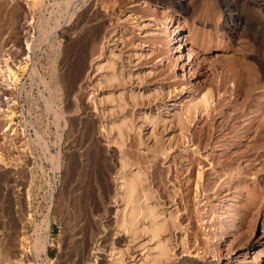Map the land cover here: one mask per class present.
<instances>
[{"label":"rangeland","instance_id":"obj_1","mask_svg":"<svg viewBox=\"0 0 264 264\" xmlns=\"http://www.w3.org/2000/svg\"><path fill=\"white\" fill-rule=\"evenodd\" d=\"M4 52L27 58L0 96V264L154 259L147 221L117 226L130 173L166 225L155 264H264V0H0Z\"/></svg>","mask_w":264,"mask_h":264},{"label":"bare ground","instance_id":"obj_2","mask_svg":"<svg viewBox=\"0 0 264 264\" xmlns=\"http://www.w3.org/2000/svg\"><path fill=\"white\" fill-rule=\"evenodd\" d=\"M31 5H32V7H38L40 5V0H31ZM27 53L29 54V51ZM25 58H27V57L24 56V58H20V60L17 61L18 63L14 64L17 67V69H21L19 67L20 66V62L22 61V59L25 61ZM7 59H5V62L8 61ZM28 59H29V55H28ZM25 64H28V60H26V63L21 64V66H25ZM11 69L12 68L10 66H7V72L9 74V76L11 78H13V80L15 82V81H17V77H15L16 75L13 72L14 70L12 71ZM21 70L25 71V69H21ZM226 82H227V79H224L223 82H222L224 86H225ZM251 82L252 81H250V83ZM235 83H236V85H235L236 89L242 86V81L240 83H238V84H237V81ZM253 83H251V84H253ZM254 85H255V83H254ZM252 91L253 90L248 92V95L245 97V99L242 102L237 103V104L235 103V105L233 107L232 106H231V108L228 107L226 110H222V111L220 110L215 116H213V120H214L213 123L214 122H218V120L216 121V118L220 119V122L218 123V126H215V131H214L215 136H217L216 139L218 140V143L221 142V140L225 136H227V135L231 136V134L237 133L240 130V127H242V125L245 123V121H247L249 119L250 115H252L254 113H259L261 108H257L256 110H253V111H252V108L245 109L247 107L246 105L249 104V101H250V98H251V95H252L250 93ZM235 92H237V91H235ZM212 94H213L212 92L207 91L203 95L202 102L205 105V107L208 104H210V99L213 97ZM8 112L10 113V110L7 109V111H6L7 114L6 113L4 114V118H6V115L9 114ZM9 122L10 121L7 120V118H6L5 126L8 125L9 128H11L10 126L13 123L11 122V124H10ZM118 130H119V132H118L119 135H122L121 129H118ZM110 131H112V130L110 129ZM26 140L27 139H25V138L22 139V141H26ZM21 145H22V142H21ZM259 147H262V146H260V144H259V146H257V148L255 149L256 152L260 149ZM130 174H132V173H130ZM133 174L130 175V176L129 175L126 176V178L124 177V179L121 181L122 182L121 186L118 188L119 191H120V197L122 199V203L124 204V208L118 214L119 216H118V219H117L118 220L117 221V226H118L119 230H122L124 232H126V231L130 232L131 231V233H132V230H133V231H135L136 234H138L137 233L138 232V225H139V220H141V217H142V219L144 221H147L148 225H145L147 227H144V226H142V227H144V229H146L147 232L151 233L152 238L156 242H157L156 239H158L157 248L159 250L158 251L159 253H158V255L156 257L152 256V258L155 257L154 259L150 258V260L148 262L144 263V264H155V263H157V261L159 259H162V260L163 259H167L170 256V254L173 253V252L171 251V248H169V245L167 247V245L164 244L165 242L162 243L163 240H160L162 234L166 230L165 229L166 228L165 227L166 226L165 222L162 223V222L159 221L160 220L159 217H158L159 215L156 214V209L153 207L154 205L151 206L149 204V199L150 198L148 197L149 198L148 199L146 197L147 193L144 194V192H142L141 185H142V181L143 180H142L141 176H139V175H137L135 173H133ZM145 198L148 201L145 200L144 201L145 203L144 202L142 203V201ZM48 215H49V213L46 215V217ZM31 219H32V217H31ZM162 221H164V220H162ZM50 222H51L50 219H47V221H46V218H45L44 220L41 221L40 224H36L37 225V227L35 229V231L37 233L36 235L41 236V237L35 239L34 240L35 242H37L39 240L42 241V239H43L42 243H44V238H46V237L50 238V233L48 231ZM140 223H141V221H140ZM166 224H167V222H166ZM39 230H41V232H39ZM42 230H44V232H42ZM142 230H143V228H142ZM143 232H141V233H143ZM23 241H26V240H23ZM46 245H43L41 247V249L46 247ZM49 246H52V245H49ZM33 253H43L44 256H45V260H47V264L50 261L49 257L46 254L47 252H45L44 250H43V252L42 251L39 252V251H35V248H34ZM114 253L113 252L110 253L111 254L110 256H112V258L115 256ZM36 255L38 256L39 254H36ZM155 255H156V253H155ZM148 258H149V256H148ZM113 260H114L115 264H119L121 262V260L118 259V257L117 258H113ZM164 261H167V260H164ZM160 263H161V261H160Z\"/></svg>","mask_w":264,"mask_h":264},{"label":"built area","instance_id":"obj_3","mask_svg":"<svg viewBox=\"0 0 264 264\" xmlns=\"http://www.w3.org/2000/svg\"><path fill=\"white\" fill-rule=\"evenodd\" d=\"M26 48H27V46L24 44V50H25V52H28V50ZM30 51H29V53H30ZM20 52H21V54L23 53V48L20 49ZM21 54L18 57L24 58V55H21ZM5 59H7L8 61L5 62ZM18 60H20V59H17L16 62ZM14 64L15 63H14L13 59H11L10 54L4 52V54L1 58V61H0V96L4 95V93L14 94L16 91L19 90V87H18V85H19L18 84V81H19L18 71H21V69H17V67ZM7 66H10L12 69L15 68L17 81L14 82L13 78H11L9 76V74L7 72ZM50 226H51V224H49V230H48L49 233H50ZM39 232H41V230H39ZM42 232H44V230H42ZM41 264H47V260L43 259Z\"/></svg>","mask_w":264,"mask_h":264}]
</instances>
